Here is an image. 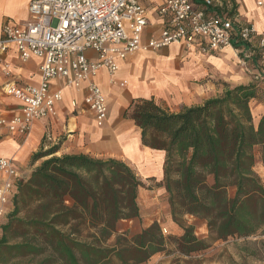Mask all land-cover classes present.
<instances>
[{"label":"trees","instance_id":"trees-1","mask_svg":"<svg viewBox=\"0 0 264 264\" xmlns=\"http://www.w3.org/2000/svg\"><path fill=\"white\" fill-rule=\"evenodd\" d=\"M256 84H226L221 95L173 113L153 98L133 100L124 117L144 147L165 153L163 183L181 235L154 222L129 238L119 223L141 220L139 193L150 190L126 163L85 154L35 153L41 162L20 179L2 227L0 264H146L158 254L191 257L215 243L243 240L241 258L264 260V114L255 122ZM186 217L203 221L200 239ZM255 240V241H251ZM12 241H14L12 243Z\"/></svg>","mask_w":264,"mask_h":264},{"label":"crops","instance_id":"crops-1","mask_svg":"<svg viewBox=\"0 0 264 264\" xmlns=\"http://www.w3.org/2000/svg\"><path fill=\"white\" fill-rule=\"evenodd\" d=\"M141 1L149 10V25L143 37L145 42L161 31L162 22L153 8L164 0ZM231 1L241 25L251 24L259 33L264 31V0ZM193 2L196 8L206 10L204 0ZM28 7L29 0H0V39L2 28L7 22L16 26L27 24ZM215 11L220 12L219 9H207L209 15ZM259 55L261 49L258 40L252 43L237 41L233 49L220 53L187 51L181 46L173 45L159 51L132 54L121 62L116 73L102 69L94 79L104 93L109 107L104 128L96 126L93 113L84 103L88 82L76 89L66 86L65 79L55 80L51 83V93L61 90L63 94L62 101L56 105V117L37 121L27 137H0V158L12 159L21 177L25 179L40 165L41 162L32 165L31 159L42 148L46 151L59 146L57 156L85 154L93 158L120 160L151 187L150 190L143 189L139 193L142 220V205H149L148 201L155 204L159 195L167 198L164 187H153L149 181L154 179L155 184L163 183L165 153L142 145L140 130L132 120L124 117L127 108L133 100L139 98H153L173 113L184 107L201 105L210 98V80L216 75L234 86L254 84V75L258 79L260 74L259 67L255 68L252 63ZM42 64L43 61L37 58L22 62L13 46L5 53L0 52V115H12L22 108L20 102L4 94L3 87L13 81L21 85L38 86L41 82ZM260 108L257 109L258 113ZM4 181L0 174V187ZM6 207L10 213L12 201ZM125 222L127 221L118 225L120 233L124 232L122 227ZM154 222L160 223L158 220L151 221L143 229ZM166 226L167 233L181 235V230L171 220L170 212Z\"/></svg>","mask_w":264,"mask_h":264},{"label":"built area","instance_id":"built-area-1","mask_svg":"<svg viewBox=\"0 0 264 264\" xmlns=\"http://www.w3.org/2000/svg\"><path fill=\"white\" fill-rule=\"evenodd\" d=\"M204 4L206 10L196 8L193 0H164L153 8L162 22L161 31L144 42L149 10L141 0H29L25 26L4 24L0 52L13 46L24 63L41 59V82L30 86L13 81L3 87L4 94L20 102L22 108L12 115H0V137H27L37 121L56 117V105L63 94L61 90L51 93L50 88L58 79L67 80L66 86L76 89L88 82L84 103L96 126L104 128L109 107L94 79L102 69L116 73L121 62L135 53L173 45L187 51L220 53L233 49L237 41L258 40L264 61V31L259 33L251 24L241 25L231 0H204ZM207 9L220 12L209 15ZM0 174L5 179L0 187L1 219L8 214L6 206L24 177L7 158H0Z\"/></svg>","mask_w":264,"mask_h":264},{"label":"rangeland","instance_id":"rangeland-1","mask_svg":"<svg viewBox=\"0 0 264 264\" xmlns=\"http://www.w3.org/2000/svg\"><path fill=\"white\" fill-rule=\"evenodd\" d=\"M252 66H254L255 68L256 66H258L259 67L258 72L260 74V77L259 76L257 77L258 79H255V75L253 78V81L255 82L254 84L258 85V88L260 90V97H259L260 99L257 101H253L251 104L254 119L255 122H257L259 118L264 114V61L261 55H259V57L256 58V61L252 63ZM226 84L234 86V84L226 82L220 76L219 77L217 75L213 76L210 80L209 97L212 98L221 95L225 90ZM258 108L261 109L259 110V113L257 110ZM255 171L264 183V169L259 165L255 169ZM153 185L154 184L151 183V186ZM157 200L158 201H156L155 204L150 203L148 201L149 205L147 204L146 206L142 205V209H143L142 220L140 221L135 220L134 222L127 221L123 224L122 228L124 232L128 233L129 238L138 235L146 224L154 220L160 221L161 226L163 228V234L167 235L165 229L168 228L166 224L167 221L169 220L168 201L166 197L162 198L161 195L158 196ZM150 201L152 202L153 200ZM12 206H13L12 208L13 211L14 209L13 203ZM10 213H8L4 218L0 219V239L2 236V227L7 223L8 216ZM186 221L188 222L189 225L195 226L196 235L198 238L200 239L208 238L209 236L208 230L206 224L203 221L193 217H186ZM251 241H255V240H251ZM13 242L14 241H12V243ZM242 244H243V240H230L225 243L223 242L215 243L210 250L199 254H195L191 257H182L179 254L174 253L173 251H175V248L173 245L170 244V251L172 252L171 254L169 255L158 254L146 264H264V260L254 261L252 259L241 258L238 248L242 246ZM20 262L26 263L27 260L26 259L17 260L14 261L13 263L18 264Z\"/></svg>","mask_w":264,"mask_h":264},{"label":"water","instance_id":"water-1","mask_svg":"<svg viewBox=\"0 0 264 264\" xmlns=\"http://www.w3.org/2000/svg\"><path fill=\"white\" fill-rule=\"evenodd\" d=\"M25 179V178H24Z\"/></svg>","mask_w":264,"mask_h":264}]
</instances>
